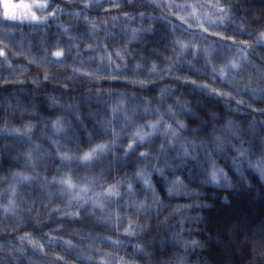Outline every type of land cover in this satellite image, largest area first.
Segmentation results:
<instances>
[{
    "label": "snow or ice",
    "instance_id": "snow-or-ice-1",
    "mask_svg": "<svg viewBox=\"0 0 264 264\" xmlns=\"http://www.w3.org/2000/svg\"><path fill=\"white\" fill-rule=\"evenodd\" d=\"M53 3L54 0H20L19 3L3 0L2 15H0L3 33L0 34V39H7L11 28L27 24L30 29L37 31L42 25H46L49 18L55 19L63 9L57 5L52 12H47ZM109 3L111 8L119 9L121 6L118 0H109ZM128 3H133V0H128ZM148 6L160 11L155 14L145 11L135 13V16L140 17L141 20L147 18L149 23L146 25L131 27L135 16H130L127 12L122 13L129 21L122 28L125 33L122 44L112 45L111 50L108 43L85 46L88 51L94 53L99 49L98 55L88 57L90 62L97 63V67L90 69L81 60L79 67H73L72 77L99 86L87 88L84 96L74 98L70 103H61L55 96H47L49 109L64 110L77 122L80 121V108L83 104L90 106L87 115L94 119L100 108L110 114L103 119L95 120L99 131L88 132L84 144H81L76 137L75 131L73 136L66 137L69 140L75 137L77 151L71 149L60 151L59 140L49 137L51 143L57 146L55 156L59 159L60 165H57L56 171L60 172L64 165L69 167L67 171L62 172L59 179L56 176H53L51 181L45 178L40 184L41 189L49 187L52 183L59 184L61 195L68 194L66 207H70L73 201L76 202L78 211L56 209L55 211H59L61 216L73 218H80L82 215L95 216L96 209H99L101 215L97 219L107 228L114 229L118 237H123L113 240L111 236H106L105 239L117 250L123 248L127 253V249L131 248V252L125 256H120L119 251L109 253L96 249L95 257L99 259L88 255L86 260L90 264H141V262L157 264L154 260L157 255L163 259L164 264H188L189 250L195 252L205 247L202 240L188 237H195L200 231L199 226L207 219L206 214L196 212L193 215L191 210L213 207L212 204L201 199L203 192L200 188L214 185L216 188L227 190L250 185L253 179L264 181V64L258 65L250 59L253 54L264 59V55L256 52L257 48L264 50V24L260 25L253 38L248 25L243 20L236 19L237 5L233 0H227L226 3L223 0H181V2L148 0ZM90 7H93V4L85 0L83 9ZM38 12L46 14L37 15ZM261 12L264 13V0H261ZM71 15L76 18L77 24L81 22V12ZM111 19L115 26L119 17L113 16ZM255 19L259 21L260 17ZM17 21L20 22L19 25L10 23ZM155 22L163 23L162 30L156 28ZM83 23L88 26L89 34H95L100 30L99 25L89 20L87 15L83 16ZM103 23L107 24V21ZM58 26L64 35H68L69 29L75 25ZM210 28H223L224 31H210ZM227 31L236 35H247L249 39L238 41L234 35H226ZM153 36L157 40H163L164 50H170L172 53L171 56H165L163 62L159 59L163 54L160 47H152L149 55H145L143 51L152 42ZM68 38L77 39L75 36ZM112 39L114 33L106 31L104 40ZM29 43L31 44V41ZM133 43L138 44L141 49L136 57H133L130 51ZM40 44L43 47V37ZM70 50L71 45L63 51L58 49L49 55L45 47L44 55L39 60L33 57L30 63L64 64ZM189 52L191 59H185ZM16 55H23V52ZM0 58L3 61L0 67L4 65L11 67L6 47H0ZM129 58L134 59L135 62L131 63ZM196 64L200 66L197 67ZM248 65L254 67L256 72H249L247 81L242 83L244 77L241 73ZM188 72L203 79L199 81L192 79ZM72 77L69 79L71 80ZM166 77L190 84L189 94L198 97L195 105L186 98L176 96L172 104L163 107L164 101L174 95L172 85H165L159 89L156 105H153L152 99L148 96L137 95L135 92H130L127 87L131 85L147 89L157 82L164 81ZM50 79L49 74L45 72L43 81L47 82ZM113 81L123 82L125 87L102 86ZM32 83L39 85L41 80L39 77L33 78ZM200 97L205 100H223L225 107L234 113L243 112L244 109L241 108L243 105L249 110L245 115H250L251 119H246L242 123L228 116L224 118L223 123L217 124L215 121L219 114L213 110L207 111V119L201 118L195 110V106L203 102ZM92 102L97 105L96 110H91ZM145 116L154 119L135 123L137 117ZM181 117L199 120V123L189 128V124ZM117 121L120 122L119 128L115 126ZM210 123L211 127H209ZM35 126L33 122L14 128L5 125L0 128V135L12 136L16 140L26 139L30 143ZM45 126L47 127L48 124L46 123ZM50 127L56 135H59L71 127V121L66 120L62 115H57L55 119L50 120ZM128 128L132 130L126 131ZM109 130L110 139H106ZM186 132L191 134L184 135ZM124 138L128 139L126 145L120 144ZM157 138L160 141L158 150L153 152L151 148ZM145 145L148 146L146 150L136 153L137 148ZM117 147L123 149L121 154L112 151ZM39 148L40 145H36L35 148L28 149L24 154L27 162L33 160V153L39 151ZM257 151L259 155L253 159V153ZM131 153H136V170L130 175L125 173L118 178L114 176V182H107L98 174L83 176L74 174L71 168L75 163L78 168L87 169L111 155L109 168L116 170L117 162H126ZM221 159L227 162L229 171H225V168L220 166ZM245 166L255 172V177H249ZM186 167L189 183L185 182L182 175H176L177 171L183 172ZM100 171L104 172L105 169L101 168ZM154 176L159 178L158 183L166 191V196L162 197L157 191ZM12 178L16 183L9 185L8 191L11 195L3 211L5 214L11 212L15 215L13 198L17 186L31 183L35 177L23 172H13ZM192 182L197 183L196 188L190 186ZM105 184L107 186H104ZM97 187L100 190L94 191ZM49 199H52L51 194ZM182 199H187L188 202L180 203ZM225 206L231 208L232 203ZM162 214L164 215L161 219ZM153 215L156 217L155 231L152 227ZM244 216L245 213H237L238 218H234L227 225L233 238L225 239L219 235L225 227L224 224L215 227L216 238L221 243L232 245L234 254L246 253L250 255L252 262H256L257 258L259 261H264V224L257 229L246 231L242 219ZM40 223L37 220L36 226ZM55 230H62L61 225H57ZM160 233H163V236ZM138 237H147V239L139 241L136 239ZM19 239L22 241L27 239L34 249L43 250V245L32 240L27 232ZM57 240L62 241L65 251L75 247L71 240L49 236V244L54 245ZM169 244L182 246L185 251L170 250L167 247ZM90 249L91 245L88 249H82L78 255ZM24 251L22 245L13 247L9 250L8 257L0 258V264H10L12 260L19 261ZM165 252L168 253L166 257ZM11 253L19 255H11ZM63 259L62 256L57 257V261Z\"/></svg>",
    "mask_w": 264,
    "mask_h": 264
},
{
    "label": "trees",
    "instance_id": "trees-1",
    "mask_svg": "<svg viewBox=\"0 0 264 264\" xmlns=\"http://www.w3.org/2000/svg\"><path fill=\"white\" fill-rule=\"evenodd\" d=\"M17 3L20 0H13ZM89 3L93 4V7L88 9H83V4L85 0H54L53 6L47 9V12H52L53 9L59 5L63 9L62 12L58 13L55 19L49 18L46 25H42L37 31H33L28 27L27 24L11 28L8 32L7 39H0V47H6L9 52V63L11 67L4 65L0 67V128L7 125L8 128L21 127L23 124L28 122L35 123V127L31 133V142L29 143L26 139L16 140L12 136L0 135V258L8 257L9 250L15 246L22 245L25 249L24 253L20 255L19 261L12 260L10 264H90L86 257L88 255H93L95 259L96 249L101 251L116 253L119 251L120 256H125L127 253L131 252V248L127 249V253L123 248L117 250L111 246L110 242L105 239L106 236H111L113 240L118 237L114 229L107 228L103 222L97 219L101 215L100 210L97 209L95 216H84L80 218H73L69 216H61L60 209L68 212L78 211L76 207V202L73 201L70 207H66L68 200V194L61 195L60 185L56 183L50 184L49 187L41 189L40 184L44 182L45 178L48 181L52 180L53 176L57 179L61 176L63 171H67L68 165L62 166L60 172L56 171L57 165H60V161L56 158L55 153L57 152V146L51 143V139L59 140V150H73L77 151L75 147V137L73 140H69L66 137L73 136V131H75L76 137L79 138L81 144H84L86 140V135L88 132L97 133L99 131L98 126L95 123L96 119H103L105 116L110 115L106 113L103 108H100L98 115L95 117H90L87 113L90 111V106L88 104H83L80 108V121L77 122L72 117V115L59 108L49 109L47 96H55L61 103L73 102L74 98H80L85 95V90L89 87H95L99 85L89 84L86 80L81 81L77 77H72L73 67H79L80 61L83 60L85 66L88 68H96V62H90L88 60L89 56L98 55L97 52H91L86 49L87 44H99L108 43L111 46L114 44H122L125 39V33L122 30L124 24H128L129 21L122 15V13L127 12L130 16H135V13L140 11H145L149 13H157L159 9H153L148 6V0H133V3L129 4L128 0H118L121 4L119 9L111 8L109 0H88ZM181 2V0H177ZM227 2V0H223ZM237 5L235 8V17L237 20H243V22L248 25V28L253 33V38H255V33L261 24H264V13L261 12V0H233ZM98 3V6H96ZM81 12L80 23L77 24L76 18L71 15V13ZM46 13L38 12L37 15H44ZM0 15H2V0H0ZM87 15L89 20L97 23L100 30L95 34H89L87 31V25L83 23V16ZM117 16L119 19L115 22V26L112 21V17ZM255 17H260L259 21ZM174 19V17H170ZM103 21H107L104 24ZM17 25L20 22H10ZM149 21L147 18L141 20L140 17L135 16V20L131 23V27H138L141 24H147ZM60 24L64 25H75L69 29L68 35L62 33L61 28L58 26ZM156 28L162 30L163 23L155 22ZM106 31L114 33V39L105 41L104 35ZM210 31H224L221 29H211ZM3 33V26L0 25V34ZM226 35H234L235 39L238 41L248 40L247 35H236L231 31L225 32ZM68 36H75L77 39L70 40ZM44 39V45L41 46V39ZM57 37L59 40L57 41ZM152 42L143 49L145 55H149V50L152 47H160L162 55L159 57L160 61H164L165 56H171L170 50H164V41L157 40L155 36L152 38ZM31 41V44L29 43ZM71 45V50L67 53L65 57L66 63L64 64H31L30 60L35 57L39 60L40 57L44 55V48L48 49L49 55L51 52L56 50L63 51ZM140 46L133 43L130 47L133 57L139 54ZM23 52V55H16V53ZM256 52L264 55V50L257 48ZM156 58V57H152ZM131 63H134V59L129 58ZM185 59H191V53L189 52ZM256 64H264V59L255 54L250 56ZM2 58H0V64H2ZM195 63V61H194ZM197 67L200 64H196ZM27 69L26 71L24 69ZM47 72L51 79L47 82L43 81V75ZM255 73L256 69L251 65H248L241 73L244 77L243 82L248 79V73ZM107 74V71H105ZM192 79L202 80V77H197L192 75L191 72L187 73ZM39 77L41 83L39 85L32 83L33 78ZM69 77H72L70 80ZM155 79V78H153ZM253 83H255V77H253ZM165 85H172L174 95L164 101L163 107L167 104H172L176 96H181L193 102L197 100L196 95H190L189 89L190 84H185L182 81L173 80L171 77H166L164 81L157 82L155 85L149 86L147 89H141L139 86L127 85L130 92H135L140 96H148L152 99L153 105L157 104V94L161 87ZM103 87H115L122 88L125 87L123 82L113 81L110 84L105 83ZM202 104L196 105L195 110L197 114L204 119H207V111L213 110L219 114V117L215 121L217 124L224 122V118L231 116V118L241 121L242 123L246 119H251L250 115H245L249 110L245 106H241L244 109L241 113H234L225 107L223 100H205L202 97ZM247 100V97H245ZM251 103V101H249ZM234 103V101H233ZM259 106V105H255ZM162 107V110H163ZM97 105L94 102L91 103V110H96ZM57 115H62L66 120L71 121V127L67 128L64 133L56 135L52 128L50 127V120L55 119ZM44 118H47L46 120ZM147 118V116L141 118L137 117L136 121H142V119ZM185 119L189 124V128L194 127L199 120H195L188 117H181ZM258 119L261 117H257ZM153 119V118H152ZM167 119V117H166ZM46 123L48 126L46 127ZM117 128L120 127V122L115 123ZM211 127V123L209 124ZM126 131H131V129H126ZM190 132L184 133V135H190ZM110 139L109 136L105 137ZM247 139V138H246ZM95 142V140H94ZM128 142L127 138L120 141V144L126 145ZM159 138L156 139L153 144L151 151L156 152L158 150ZM36 145H40L39 151L33 153V160L27 162L25 156L22 160H18L17 156L19 153L25 154L30 147L35 148ZM147 145L142 148H137L136 153L142 150H146ZM118 154L123 152V149L117 147L112 150ZM136 153H131L126 162L118 161L117 169L112 170L109 168V162L112 160V156L109 155L104 157L100 163L95 166L83 169L78 168L75 163L71 165L73 173H78L83 176L87 175H99L103 180L107 182H114V176L119 177L122 174H131L136 170ZM231 155V153H229ZM219 164L221 167L225 168V171H229L224 160H220ZM101 168L105 171L101 172ZM13 172H23L26 175L33 176L35 179L31 183H25L18 185L16 193L14 196L15 204V215L11 212L5 214L3 207L8 204L6 195L9 196L11 193L8 191L10 184H15L16 181L12 178ZM176 175H182L185 178V182L189 183L187 178L188 169L187 167L183 172L177 171ZM231 175V173H230ZM154 183L157 185V191L162 197L166 196V191L158 183V177L154 176ZM104 186H107L106 184ZM191 187L196 188L197 183L192 182ZM139 188V185H137ZM99 187L94 189V191H99ZM203 192L201 199L208 202L209 204H214L211 209H192L191 212L194 215L196 212H200L202 215H207V220L201 223L200 231L195 235V237L203 240L204 237L211 234V230L215 228L218 224L227 225L232 218H234L237 213H245L246 216L251 217L255 215L257 217L264 216V207H257L255 209L249 208L246 199H234L231 194H229V199L232 201V207L228 208L225 205H221L219 200H213L214 196L225 195L224 192H219L211 186H203L200 188ZM49 194L52 195V199H49ZM91 195V193L89 194ZM7 200V202H6ZM180 203L188 202L187 199H182ZM176 203V201H173ZM91 207V205H89ZM114 207V206H113ZM31 210V211H29ZM52 213L51 215L49 213ZM166 214V212L164 213ZM161 215V219L163 215ZM39 220L41 223L36 226V221ZM155 220L156 217H152V227L155 231ZM205 224H207V230H205ZM57 225H61L62 230H55ZM25 232L30 234V238L37 241L39 244L43 245V250L39 248H33L29 244L28 240H20L19 237ZM187 235V233L185 234ZM49 236L51 237H62L63 240H71L75 247L71 248L69 251H65V246L61 240H57L56 243L49 244ZM139 241H144L147 237L136 238ZM91 245V249L84 251L82 255V249H88ZM167 247L173 250V245L169 244ZM213 251L216 252V248L213 247ZM219 254V253H217ZM11 255H19L17 253H11ZM62 256L63 261H57V257ZM234 260L239 264L240 257L235 256ZM143 264V262H141Z\"/></svg>",
    "mask_w": 264,
    "mask_h": 264
},
{
    "label": "clouds",
    "instance_id": "clouds-1",
    "mask_svg": "<svg viewBox=\"0 0 264 264\" xmlns=\"http://www.w3.org/2000/svg\"><path fill=\"white\" fill-rule=\"evenodd\" d=\"M257 155H259L258 151L253 153L252 158L255 159ZM245 167L249 177H255V172L252 169L247 168V166ZM205 186H211L217 191L225 193V195L214 196L212 198L214 201L219 200L221 205H227L229 203H232V201L229 199V194H231L234 199H246L249 208L255 209L257 207H264V181L253 179L250 185L228 188L227 190L216 188V186L214 185ZM212 205L214 207V204ZM234 218H238L237 215ZM234 218H232L231 221ZM242 219L246 231L257 229L262 224H264V216H244ZM231 221L229 223H231ZM227 225H225L223 230L219 232V235L222 238L230 239L233 238V236L230 233V230ZM205 230H207V224H205ZM160 235L163 236V233H160ZM242 235L243 233H241V236ZM216 237L217 230L216 228H213L211 230V234L207 235L202 240L205 244V247L197 249L195 250V252L189 250L190 254L188 255V264H237V262L234 260L235 256L240 257L239 264H264V261H259V258H257L256 262H252V258L246 253L234 254L232 245H229L227 243H221L217 240ZM213 247L216 248V252L213 251ZM173 250L176 252L185 251L182 246H174ZM167 254L168 253L165 252V257L167 256ZM154 260L157 262V264H164L163 259L159 255H157Z\"/></svg>",
    "mask_w": 264,
    "mask_h": 264
},
{
    "label": "rangeland",
    "instance_id": "rangeland-1",
    "mask_svg": "<svg viewBox=\"0 0 264 264\" xmlns=\"http://www.w3.org/2000/svg\"><path fill=\"white\" fill-rule=\"evenodd\" d=\"M10 2H12V3H17V2H15V1H13V0H10ZM2 4H3V0H2ZM233 51H234V50H233ZM152 118L154 119V117H147V118H145V119H142V121H136V123H143L144 120L152 119ZM133 127H134V125H133ZM129 129H131V128H129ZM131 130H132V129H131ZM16 156H17L18 160L21 159L20 161H23L22 158H23V156H24V153H23V154L19 153V154L16 155ZM6 199H7V200L9 199L7 195H6ZM7 200H6V202H7ZM96 210H97V209H96Z\"/></svg>",
    "mask_w": 264,
    "mask_h": 264
}]
</instances>
